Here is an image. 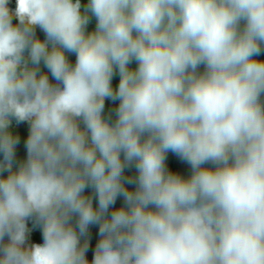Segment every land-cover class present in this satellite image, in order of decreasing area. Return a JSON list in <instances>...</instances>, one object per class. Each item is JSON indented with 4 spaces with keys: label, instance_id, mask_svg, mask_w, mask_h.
<instances>
[{
    "label": "clouds",
    "instance_id": "9594fccd",
    "mask_svg": "<svg viewBox=\"0 0 264 264\" xmlns=\"http://www.w3.org/2000/svg\"><path fill=\"white\" fill-rule=\"evenodd\" d=\"M0 264H264V0H0Z\"/></svg>",
    "mask_w": 264,
    "mask_h": 264
},
{
    "label": "trees",
    "instance_id": "16d2710c",
    "mask_svg": "<svg viewBox=\"0 0 264 264\" xmlns=\"http://www.w3.org/2000/svg\"><path fill=\"white\" fill-rule=\"evenodd\" d=\"M94 26H95V21L94 19H92L88 25V28L87 30L88 31H91L94 29ZM37 30V37L40 38L41 40L44 39V34L39 30V28L36 29ZM68 59H69V62L70 63H74L75 61V58H73V54H68L66 53ZM42 71H47L46 69H43V66H42ZM51 79V77H50ZM117 82H115L113 80V86H115ZM115 107V104L113 102H110V101H106L105 102V112L107 113L108 110L110 108H113ZM13 131L14 133H18L21 137V143L19 145H17V158L18 159H23L24 158V155H25V150H24V147H23V140L24 138H26V135H27V125L26 124H22V125H19V126H14L13 127ZM166 163L168 164V166L170 167L171 170L173 171H177L179 172L181 175H187L188 174V166L186 164H183V163H180L179 161H177V159L171 154L169 153L168 154V158L166 160ZM126 175H131L133 174V172H130L128 170H126L125 172ZM129 188H131V186H128ZM91 194V190L89 189H86L85 190V195H89ZM93 204L95 205V199L93 200ZM122 204V200H120L119 198L117 199V202L116 204L114 205V207H120ZM29 227H31V223H29ZM90 234H91V240H90V248H94L95 246V243H96V240L98 239L97 237V227L96 226H90ZM31 241L32 242H35V243H40L41 242V237H40V233H39V230L36 229V230H33L32 234H31ZM86 257L89 261H91V257H92V253L91 251H89L88 253H86Z\"/></svg>",
    "mask_w": 264,
    "mask_h": 264
}]
</instances>
